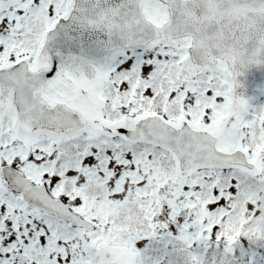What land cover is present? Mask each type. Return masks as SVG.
Masks as SVG:
<instances>
[{"label": "snow or ice", "instance_id": "1", "mask_svg": "<svg viewBox=\"0 0 264 264\" xmlns=\"http://www.w3.org/2000/svg\"><path fill=\"white\" fill-rule=\"evenodd\" d=\"M253 68L264 0H0V264H264Z\"/></svg>", "mask_w": 264, "mask_h": 264}, {"label": "water", "instance_id": "2", "mask_svg": "<svg viewBox=\"0 0 264 264\" xmlns=\"http://www.w3.org/2000/svg\"><path fill=\"white\" fill-rule=\"evenodd\" d=\"M241 83L244 87L239 92L253 98L254 105L264 100V94L261 91L264 90V69H251L244 77H241Z\"/></svg>", "mask_w": 264, "mask_h": 264}, {"label": "rangeland", "instance_id": "3", "mask_svg": "<svg viewBox=\"0 0 264 264\" xmlns=\"http://www.w3.org/2000/svg\"><path fill=\"white\" fill-rule=\"evenodd\" d=\"M259 105H264V101H262L261 103L257 104L256 106H259Z\"/></svg>", "mask_w": 264, "mask_h": 264}]
</instances>
